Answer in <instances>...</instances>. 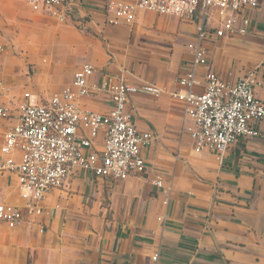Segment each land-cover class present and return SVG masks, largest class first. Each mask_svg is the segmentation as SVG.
Returning a JSON list of instances; mask_svg holds the SVG:
<instances>
[{
	"label": "crops",
	"instance_id": "obj_1",
	"mask_svg": "<svg viewBox=\"0 0 264 264\" xmlns=\"http://www.w3.org/2000/svg\"><path fill=\"white\" fill-rule=\"evenodd\" d=\"M107 1L75 0L59 22L23 0H0V103L10 109L0 117V147L19 105L45 102L82 65L93 67L90 81L125 69L129 83L164 90L127 101L137 130L153 136L142 150L144 171L123 181L76 171L47 193L41 216L0 224V264H264V122L258 137L238 139L221 159L197 152L185 103L171 96L183 92L178 80L190 67L197 19L138 11L130 24H108ZM246 13L250 35L205 41L208 62L196 91L209 72L234 82L259 65L257 79L264 75V0ZM255 93L264 103V89ZM81 104L110 109L105 96ZM157 176L171 188L167 205ZM0 204L24 207L16 175L0 173Z\"/></svg>",
	"mask_w": 264,
	"mask_h": 264
},
{
	"label": "built area",
	"instance_id": "obj_2",
	"mask_svg": "<svg viewBox=\"0 0 264 264\" xmlns=\"http://www.w3.org/2000/svg\"><path fill=\"white\" fill-rule=\"evenodd\" d=\"M23 1L32 11H46L65 22L75 0ZM261 1L109 0L104 5L108 24H130L138 11L197 19L194 38L188 45L190 67L178 80L183 92L171 93L185 103L184 113L193 121L190 138L197 152H209L221 159L238 139L259 136L258 124L264 122V103L255 93L256 87L264 89V75L257 79L259 65L234 82L206 73L201 92L196 89L200 85L198 70L208 62L205 41L250 35L251 21L246 12L257 9ZM93 75L91 65H82L71 83L45 102L24 101L17 108L18 123L7 131L0 147V173L17 176L25 204L23 208L0 204V224L14 228L26 218L41 216L47 193L62 188L76 171L115 181L144 171L142 150L152 145L153 136L137 130L127 112V101L133 94L159 96L164 90L149 83H129L125 69L90 81ZM99 96L108 98L109 111L100 113L81 104ZM9 115L10 109L0 103V117ZM99 136L100 145L96 142ZM155 186L165 193L163 205H167L171 188L165 186L162 176L156 177ZM157 258L155 254L152 260Z\"/></svg>",
	"mask_w": 264,
	"mask_h": 264
},
{
	"label": "rangeland",
	"instance_id": "obj_3",
	"mask_svg": "<svg viewBox=\"0 0 264 264\" xmlns=\"http://www.w3.org/2000/svg\"><path fill=\"white\" fill-rule=\"evenodd\" d=\"M17 2V1H16ZM20 4V2H17ZM22 4V3H21ZM19 13H26V10L25 9H22L21 7L19 8Z\"/></svg>",
	"mask_w": 264,
	"mask_h": 264
}]
</instances>
